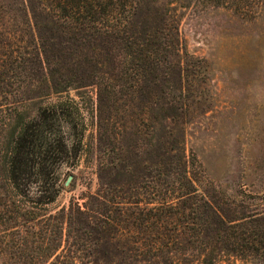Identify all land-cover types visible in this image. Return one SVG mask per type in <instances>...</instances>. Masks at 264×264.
Returning a JSON list of instances; mask_svg holds the SVG:
<instances>
[{
	"label": "rangeland",
	"instance_id": "rangeland-1",
	"mask_svg": "<svg viewBox=\"0 0 264 264\" xmlns=\"http://www.w3.org/2000/svg\"><path fill=\"white\" fill-rule=\"evenodd\" d=\"M112 1L111 15L120 25L132 17L117 37L135 35L141 40L158 31L165 37L171 31L179 41L177 57L165 76L148 78L126 110L120 109L122 104L114 110L109 102V109L100 112L93 87L74 84L73 89L51 95V103L72 99L86 125L77 164L63 158L57 169L60 194L53 204L31 208L16 197L6 183L0 152V264H108L93 251L78 250L66 221L43 215L56 214L72 201L89 204L91 195L110 190L120 197L137 191L152 195L157 180H152L154 191L139 189L142 182H150L142 166L156 159L169 137L191 162L188 176L207 202L205 210L195 213L184 208L190 216L175 222L180 260L176 264H264L254 248L229 245L241 230L240 219L264 215V0H251L247 12L233 11L234 4L217 6L204 0ZM49 3L0 0V104L1 97L21 93L23 81L40 77L28 62L35 46L43 44L53 63L56 72H48V78L72 81L80 74L70 63L79 64L81 56L68 49L71 44L60 15L52 7L44 10ZM244 13L251 18H243ZM164 19L175 20L177 29H158ZM110 25L115 23H100L103 28ZM23 59L29 69L19 72L17 63ZM64 63L69 68L58 71ZM102 73L108 74V69ZM31 90H37V83ZM170 102L172 107L166 105ZM1 127L0 122V150L11 131ZM64 133L69 138L75 135L73 129ZM134 162L138 168L128 173ZM116 187L124 191L114 192ZM209 207L219 217L211 215ZM55 245L58 249L51 253Z\"/></svg>",
	"mask_w": 264,
	"mask_h": 264
},
{
	"label": "trees",
	"instance_id": "trees-1",
	"mask_svg": "<svg viewBox=\"0 0 264 264\" xmlns=\"http://www.w3.org/2000/svg\"><path fill=\"white\" fill-rule=\"evenodd\" d=\"M204 1L217 6L234 4L236 7L233 11L238 12H247L251 7V0ZM112 3V0H50V5L44 10L52 7L64 21L71 44L68 49L81 56L79 64L72 62L70 66L76 67L80 74L72 81L48 78V72L56 71L52 69L53 63L47 59L46 50L41 44V47H34L33 59L28 61L30 68L40 77L28 83L23 81L21 93L1 97V128L11 129L4 149L0 150L4 159V177L16 197L31 208L56 201L60 194L57 169L63 163V158L77 162L86 130L80 107L69 97L51 103V95L73 89L74 84L78 86L76 88L93 87L96 89L100 112L109 109V102L114 110L120 104V109L126 110L128 103L133 100V94L138 93L140 96L148 78L156 81L161 75L165 76L168 65H172L171 61L177 57L179 41L177 34L171 31L165 37L162 31H158L156 38L154 35L157 34L144 35L141 40L135 35L117 37V33L125 32L132 17L124 18L120 25L119 20L111 15L114 11L111 10ZM243 16L245 19L251 18L246 13ZM102 20L115 25L103 28L100 26ZM175 23L173 19H164L158 29L175 31ZM116 26L121 29H113ZM74 45L75 48H72ZM103 54L105 57L101 60ZM28 62L23 59L17 63L19 72L29 69ZM68 68L67 63L60 64L58 71ZM107 69L108 74L102 73ZM24 83L27 84L24 86ZM36 83L37 90L32 91ZM166 105L172 107L173 103ZM99 127L103 130L100 123ZM65 129H73L75 135L72 138L65 136ZM176 146L169 137L165 146L159 148L156 159L154 156V160L147 161L149 165L142 166L150 182L148 185L142 182L144 185L139 186V189L143 187L154 191L152 180H157L158 189L149 193L152 195L137 191L128 197H120L110 190L91 195L89 204L79 205L72 201L68 208L43 216L48 220L66 221L69 229H72L69 234L74 235L72 243L78 246V250L93 251L108 264L178 263L180 260L176 250L179 230L175 225L179 224V219L190 216L185 214V210H191L192 213L205 210L207 202H203L188 176L191 162L181 151L182 148ZM134 163L128 167V173L138 168L137 162ZM145 176L140 177L142 181L146 180ZM117 188L114 192L124 191ZM209 208L211 215L217 218V212ZM240 221L242 223L238 228L241 230L237 231L234 243L228 240L229 245L244 246L247 250L254 248L264 258V215L257 213ZM202 222L201 225L206 227V223ZM220 225L223 226L221 220ZM57 249L58 245H55L51 253ZM204 264L209 262L205 261Z\"/></svg>",
	"mask_w": 264,
	"mask_h": 264
},
{
	"label": "water",
	"instance_id": "water-1",
	"mask_svg": "<svg viewBox=\"0 0 264 264\" xmlns=\"http://www.w3.org/2000/svg\"><path fill=\"white\" fill-rule=\"evenodd\" d=\"M71 179H72L71 176H69V177L67 178V180L65 181V186H68V184H69V182L71 181Z\"/></svg>",
	"mask_w": 264,
	"mask_h": 264
}]
</instances>
